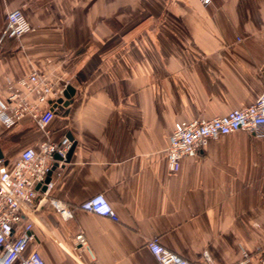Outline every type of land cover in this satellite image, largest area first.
I'll list each match as a JSON object with an SVG mask.
<instances>
[{
  "label": "crops",
  "instance_id": "1",
  "mask_svg": "<svg viewBox=\"0 0 264 264\" xmlns=\"http://www.w3.org/2000/svg\"><path fill=\"white\" fill-rule=\"evenodd\" d=\"M14 8L32 29L0 47V95L34 69L75 89L45 130L27 115L0 121L8 166L39 142H75L30 204L27 252L47 264H158L146 247L157 237L192 264H206L205 253L213 264L264 255V136L219 135L176 172L165 154L175 122L264 92V0H0V32ZM96 193L115 219L77 208L65 220L49 204Z\"/></svg>",
  "mask_w": 264,
  "mask_h": 264
},
{
  "label": "built area",
  "instance_id": "2",
  "mask_svg": "<svg viewBox=\"0 0 264 264\" xmlns=\"http://www.w3.org/2000/svg\"><path fill=\"white\" fill-rule=\"evenodd\" d=\"M202 2L208 4L210 0ZM31 29L20 8L9 10L0 32V47L6 39H18ZM67 85L57 87L54 79L38 69L16 80H9L3 95H0V121L10 128L27 115L40 130H45L57 112L55 101L62 96ZM239 130L254 137L264 136V92L252 104L224 115L175 122L165 150L168 169L176 172L183 158L199 154L210 139ZM71 144L70 138L63 136L56 141L45 140L25 148L12 166L3 164L0 159V264H47L36 248L27 252L34 241L30 204L42 188L45 194L52 189V182H45V179L53 165V157L56 154L61 158L54 160L57 165L65 161ZM49 204L65 220L72 218L77 208L116 218L103 193L93 194L77 205L55 198H50ZM76 238L78 244L85 243L82 234ZM146 247L158 264H192L164 246L157 237L149 239ZM260 251H244L233 264H264V255ZM204 261L213 264L207 253L204 254Z\"/></svg>",
  "mask_w": 264,
  "mask_h": 264
},
{
  "label": "water",
  "instance_id": "3",
  "mask_svg": "<svg viewBox=\"0 0 264 264\" xmlns=\"http://www.w3.org/2000/svg\"><path fill=\"white\" fill-rule=\"evenodd\" d=\"M74 94H75L74 87L71 86V85H67L66 88L62 92V96L56 99V101H55L56 103L55 104H60L62 106H67L69 104V102L71 101V97ZM67 135L70 138V140H72V136L70 134H67ZM74 146H75V142L72 141L71 147H70V149H69V151H68V153L66 155L65 161L69 160ZM1 157H2V154H1V151H0V159H1ZM53 158H54L55 161L61 160V158L58 155H56V154L54 155ZM56 166H57V162H55L52 165L50 171L48 172V174L46 176L45 182H49L50 181V175H51L52 171L55 169ZM42 189H44V188H42Z\"/></svg>",
  "mask_w": 264,
  "mask_h": 264
}]
</instances>
